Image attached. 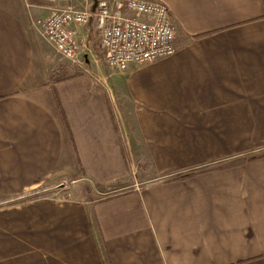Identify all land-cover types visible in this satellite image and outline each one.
Instances as JSON below:
<instances>
[{
	"label": "crops",
	"instance_id": "crops-1",
	"mask_svg": "<svg viewBox=\"0 0 264 264\" xmlns=\"http://www.w3.org/2000/svg\"><path fill=\"white\" fill-rule=\"evenodd\" d=\"M97 1L0 0V264H264V158L163 181L264 148V0H160L175 53L122 73L93 19L76 63L35 27Z\"/></svg>",
	"mask_w": 264,
	"mask_h": 264
},
{
	"label": "built area",
	"instance_id": "built-area-1",
	"mask_svg": "<svg viewBox=\"0 0 264 264\" xmlns=\"http://www.w3.org/2000/svg\"><path fill=\"white\" fill-rule=\"evenodd\" d=\"M91 19L102 61L118 72H125L130 65L167 58L176 51L175 23L168 6L160 0H98L86 10L56 9L39 22L40 33L62 58L76 63L74 28Z\"/></svg>",
	"mask_w": 264,
	"mask_h": 264
},
{
	"label": "trees",
	"instance_id": "trees-1",
	"mask_svg": "<svg viewBox=\"0 0 264 264\" xmlns=\"http://www.w3.org/2000/svg\"><path fill=\"white\" fill-rule=\"evenodd\" d=\"M70 77H72V76H67L66 73L61 70L58 72L51 73L50 80L52 83H57L59 81L69 79ZM263 158H264V148L258 149V150H252V151H248V152L242 154L241 156L233 158L231 160L221 161V162H218L214 165H206V166L199 167L197 169H194V170H191V171H188L185 173L177 174L174 176H169V177L163 179V181L173 182V181H177V180H181V179H188V178H192L196 175L211 172L214 170H224V169H229L232 167H239V166H242V165H245L247 163H251L253 161L260 160ZM93 188L96 189L97 191L99 189V187L97 185H93ZM130 191L131 190L115 191V192L108 193V194H106L100 198L102 200H108V199H111V198L116 197L118 195L128 193ZM107 259H108V264H111L108 256H107Z\"/></svg>",
	"mask_w": 264,
	"mask_h": 264
},
{
	"label": "rangeland",
	"instance_id": "rangeland-1",
	"mask_svg": "<svg viewBox=\"0 0 264 264\" xmlns=\"http://www.w3.org/2000/svg\"><path fill=\"white\" fill-rule=\"evenodd\" d=\"M35 27L38 30L39 35L41 36L39 23H35ZM97 40H98V38H97ZM68 188H69L68 186L61 187L59 189H57V188L56 189L45 188V190H40L38 192L29 193V194L25 195L24 198L25 199L38 198V197L60 198L61 196L62 197H64V196L69 197V195H71V197H72V193ZM81 189L84 192L83 198H92V199H98V198H100V197H102L108 193L115 192V189H113V188L112 189L111 188H105V190H98L97 191L96 189H94L93 187L88 186V185H82ZM69 191H70V193H69ZM76 195H78V194H76Z\"/></svg>",
	"mask_w": 264,
	"mask_h": 264
},
{
	"label": "water",
	"instance_id": "water-1",
	"mask_svg": "<svg viewBox=\"0 0 264 264\" xmlns=\"http://www.w3.org/2000/svg\"><path fill=\"white\" fill-rule=\"evenodd\" d=\"M62 187V186H61Z\"/></svg>",
	"mask_w": 264,
	"mask_h": 264
}]
</instances>
